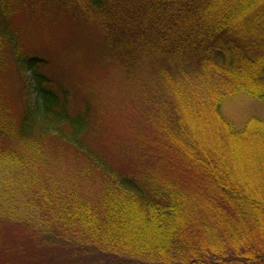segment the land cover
Returning a JSON list of instances; mask_svg holds the SVG:
<instances>
[{
	"label": "trees",
	"instance_id": "obj_1",
	"mask_svg": "<svg viewBox=\"0 0 264 264\" xmlns=\"http://www.w3.org/2000/svg\"><path fill=\"white\" fill-rule=\"evenodd\" d=\"M48 16L74 22L95 41L104 66L134 74L136 81L142 70L161 83L216 72L234 84L250 82L248 92L264 100V0H0V166L7 167L5 175L28 171L33 181L40 180L42 170L60 164L70 149L76 157L68 161L82 170L85 183L91 171L112 181L110 198L102 192V202L88 201L85 207V201L76 200L82 206L74 218L80 214L91 226L89 240L99 249L127 258L147 254L160 264H264V134L251 163L236 157L234 131L222 111L223 124L216 128L221 146L212 145L208 154L202 144L205 133L212 136L209 126L200 122L203 135L195 146L191 126L171 127L159 115L160 134L174 142L181 157L179 183L161 180L158 171L121 169L90 146L100 126L93 92L72 100L71 91L46 74L49 60L22 47L29 22L24 18ZM10 54L20 73L21 68L31 71L39 94L35 103L25 79L22 103L9 100ZM42 177L48 188L49 180ZM11 181L0 184L7 188ZM5 200L2 205L9 207ZM2 218L23 222L17 214Z\"/></svg>",
	"mask_w": 264,
	"mask_h": 264
},
{
	"label": "rangeland",
	"instance_id": "obj_2",
	"mask_svg": "<svg viewBox=\"0 0 264 264\" xmlns=\"http://www.w3.org/2000/svg\"><path fill=\"white\" fill-rule=\"evenodd\" d=\"M24 20L29 22L23 31L22 47L49 60L44 68L46 74L66 86L72 100L78 93L90 91L95 95L96 119L98 117L100 126L99 133L90 138V146L104 151L121 169L133 174L142 169L158 171L163 181L170 177L176 180L175 177L182 175L181 157L174 142L160 134L159 115L171 127L179 123L191 126L195 146L203 135L201 125L209 126L212 136L205 133L202 144L207 154L212 145L221 146L216 131L223 124L219 119L221 111L223 120L234 131L236 157L251 158V152L263 139L260 133L264 134V100L248 92L246 86L252 87L250 82H246V86L234 84L213 72L161 83L159 77L148 70H142L136 81L134 74L127 76L117 67L104 66L94 50L95 41L69 19L48 16L42 21L34 17ZM6 72L10 79L9 100L18 105L22 103L25 79L31 86L29 98L35 103L39 94L31 71L21 68L20 73L10 54ZM141 80H145V84L140 83ZM71 106L76 105L73 102ZM67 151L69 154H62L60 164L57 162L54 167L42 170L40 180L33 181V174L28 171L19 177L5 175L7 167L0 166V181L12 180L7 185L8 190L0 184V215L4 219L0 220V264H160L147 254L127 258L106 253L92 244L89 240L91 226L81 221L80 214H75L74 218V212L82 206L77 205L76 200L85 201L82 203L85 207L88 201L102 202L99 195L102 192L105 199L106 194L110 198L108 187L112 181L91 171L85 183L78 173L82 170L75 168L74 161H68L76 156L70 149ZM21 152L25 155L26 148L22 147ZM83 163L84 159L79 156L76 164ZM43 175L49 180L48 188L43 185ZM5 197L4 203L9 207L2 205ZM14 214L20 215L19 220L23 222L18 224L2 218ZM127 220L133 223L129 217Z\"/></svg>",
	"mask_w": 264,
	"mask_h": 264
}]
</instances>
